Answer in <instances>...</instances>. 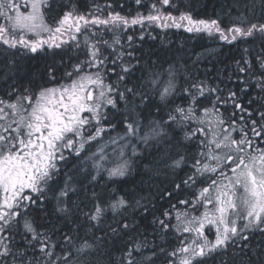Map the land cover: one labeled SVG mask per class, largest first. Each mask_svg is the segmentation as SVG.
Segmentation results:
<instances>
[{"label":"snow or ice","instance_id":"obj_1","mask_svg":"<svg viewBox=\"0 0 264 264\" xmlns=\"http://www.w3.org/2000/svg\"><path fill=\"white\" fill-rule=\"evenodd\" d=\"M136 3L141 4V0ZM159 3L169 5L170 0ZM47 7L48 0H24L21 11L17 0H0V17H3L0 45L6 46L5 50L30 54L47 49L55 56L57 50L72 49L79 55V38L83 35L86 59L73 64L72 70L61 76L56 74L55 63L47 65L43 75L39 72L34 75V80H43L36 90L24 88L22 94L16 95L18 90L13 88L8 100L0 99V264H100L97 257L107 255V249L101 252L107 233L99 237L86 233L81 237L79 226L73 223L69 231L54 240L58 228H38L35 220L26 214L34 208L45 212V204L55 199L54 213L65 223L79 214L90 224L99 225L111 211L117 227L109 225V232L126 233L137 222L129 223L130 217L123 213L134 206L143 207L147 213V205L141 203L145 197L135 198L133 190L105 203L97 192L89 194L87 187L101 172H107L109 180L126 176L133 163L130 157L126 158L128 149L131 157L141 158L143 154L149 158L146 174L158 177L181 169L188 157L177 149L183 141L197 136L199 151L192 164L193 175L182 183L195 187L198 176H207L206 186L191 201L179 202L188 210L176 211L175 224L170 219L157 222L154 218L164 236L172 230L192 235V239L180 240V246L167 253L168 264H204L206 260L215 261L217 256L227 257L229 249L231 262L223 259L220 264H264V239L254 246L251 243L252 235L257 232L264 237V49L254 61L244 59L243 66L238 68L241 74L251 73L248 79L241 77L245 85L241 91L247 94L254 84L259 95L244 104L237 102L235 91L228 93V100L240 113L239 126L235 111L225 117L216 107L221 103L218 95L212 107H197L198 97L217 94L222 91L219 87H212L206 81L187 83L182 89L187 103L173 107L170 98L177 94L179 86L174 65L159 72L140 66V75L136 76L139 59L136 64L125 63V54L121 52L117 54L120 74L111 83L106 82V73L115 72V68H106L110 57L104 55L109 48L116 50L121 44L117 34L130 25L147 22L161 28L183 27L189 33L218 34L221 40L232 43L256 34L264 38V23H249L245 12H240L237 22L224 29L217 19L195 20L188 12L176 17L161 12L153 3L147 16L137 14L129 19L110 11L107 17L89 18L66 11L55 24H49L44 11ZM254 8L255 5L247 11ZM261 14L264 15V0H261ZM106 33L113 34L111 40L103 38ZM132 40L129 36L128 41ZM127 55L132 58L131 53ZM152 63L154 66L156 62ZM9 65L14 66L12 61ZM12 95H16L15 100L11 99ZM120 103L124 104L122 111L118 109ZM108 107L117 109L116 115L121 117L118 124L111 123L115 117H109L105 111ZM161 107L168 108L167 120L152 119L145 124V110L152 115L153 108L158 113ZM118 125H123V135L109 137L101 144L104 136ZM93 144L95 151H91ZM109 146L113 150L111 155H118L120 163L106 168ZM73 160L76 163L64 171ZM175 187L179 190L181 185ZM74 195L75 201L71 200ZM172 195L162 192L161 198ZM200 206L204 209L200 215L190 214ZM162 215L171 217V212L166 210ZM22 216L25 219L21 223ZM121 220L124 222L120 223ZM206 227L214 229V239L208 238ZM17 235L21 236L22 246L15 243ZM164 253V249L158 253L147 240L137 239L126 245L117 264H154L157 256Z\"/></svg>","mask_w":264,"mask_h":264},{"label":"trees","instance_id":"obj_2","mask_svg":"<svg viewBox=\"0 0 264 264\" xmlns=\"http://www.w3.org/2000/svg\"><path fill=\"white\" fill-rule=\"evenodd\" d=\"M17 2L20 3L21 10H23V0H17ZM153 3H156L161 12L165 14L171 13L176 17L181 12H188L195 20L217 19L220 27L224 29L237 22L236 18L240 12H245L249 23H264V15L261 14V0H170L169 5H162L159 3V0H141V4L139 5L136 3V0H48L49 7L45 8L44 11L49 24H55L66 11L84 14L89 18L91 15L105 17L111 11L119 12L120 15L131 19L137 16V14L145 16L150 14ZM253 5H255L254 10L252 12L247 11ZM2 19L3 17H0V23L3 22ZM112 35L111 33H106L103 35V38L111 40ZM117 35L121 39V44L117 46L115 51L109 48L104 52L105 56L110 57L106 68H115V72L108 71L106 73V82L115 83L117 81V77L120 74V60L117 59V54L121 52L125 54L123 58L125 63L136 64L137 58L139 59V65L135 72L136 76L140 75V66H149L154 71L159 72L168 69L170 65H174L177 70V82L179 86L176 90L177 94L170 98L172 100L171 106L174 107L187 103L182 92L183 87L187 86V83L206 81L208 85L219 87L222 91L217 94L205 93L203 97H198L199 104L197 107H212L218 95L221 103H217L216 107L225 117H230L235 111L238 126L241 123L239 120L240 113L233 108L232 102L228 100L229 91H235L238 97L237 102L244 104H247L252 97L259 95L258 90L254 88V84L253 90L247 92V94L241 91L245 87L241 83V77L244 76L245 79H248L251 73L241 74L238 68L243 66L244 59L254 61L255 57L264 49V38L260 34H256L250 38L240 37L232 43H227L221 40L218 34L209 35L207 32L189 33L183 27L161 28L156 24L150 25L145 22L144 24L130 25ZM129 36L133 37L131 42L128 41ZM84 39L83 35L79 38L81 45L79 55L72 49H69L67 52L57 50L55 56H52L51 50L47 49L37 54H30L23 50L19 52L14 49L5 50L6 46L0 45V99L8 100L9 93L12 92L13 88L18 90L16 95L22 94L24 88L36 90L37 85L43 83V80H34V75L37 72L43 75L46 72L47 65L56 64L57 76L63 75L66 71H71L73 64L86 59L84 55V51L86 50L84 48ZM128 53L132 54L131 59L128 57ZM69 56L72 57L71 60H69ZM113 60H116L115 64H113ZM9 61H12L14 66H10ZM154 61L156 63L153 66L152 62ZM237 61L241 62L240 65L237 64ZM186 77H188L187 81ZM133 79H135V76ZM249 82L251 83V81ZM16 95H12L11 99L15 100ZM225 100H228V102L223 103ZM252 108H257V104L254 103ZM118 109L122 111L124 104H118ZM105 111L110 118L115 117L111 119V123L118 124L121 117L116 115L117 109L108 107ZM167 112L168 108L166 107H161L158 113L153 108L152 115H148L147 110H145L144 123L147 124L148 120L152 119L167 120ZM253 118L258 119V117ZM122 133L123 125H118L115 130H110L103 139L106 140L109 137H115ZM237 138L239 137L237 136ZM199 140L200 137L197 136L191 141H183L177 150L182 155L188 157L185 166L181 169L162 173L158 177L152 173L146 174L145 165L149 163V158L143 154L141 158L131 157L128 154L126 158L130 157L133 163L128 174L124 177L109 180L107 172H101L97 175L93 171L92 174L97 175V180L87 187V192L89 194L93 191L97 192L103 202L107 203L115 196H122L126 192L133 190L136 192L135 198H139L140 196L145 197L141 203L147 205L149 209L147 213H145L143 207L136 209L135 206L129 208L127 213H123L130 217L129 223L133 221L137 222L136 226L126 233L114 235L109 232V225L112 228L117 227L111 211L106 214L99 225H96L95 222L90 224L79 214L71 222L65 223L64 219L58 218L54 213L55 199H49L45 204V212H40L34 208L26 215L35 220L38 228L51 229L53 226L58 228L59 231L53 236L54 240L69 231L73 223L79 226L78 235L81 237L85 236L86 233L89 236L94 233L97 237L107 233L104 248L101 249V252L107 249V255L97 257L100 264H117L122 250H125L126 245L134 243L137 239L147 240L149 245L155 247L158 253L160 249H164L165 253L158 255L154 260V264H168L167 253L179 247V241L185 238L183 234H178L174 230L164 236L158 227V223H154V218L157 222L159 219H170L171 223L175 224L176 211L183 212L188 210L185 205L179 202L181 200L191 201L197 195L199 189L206 186L207 176L203 178L198 176L195 187L182 183L187 177L193 175L192 164L194 163L196 153L199 151ZM85 155H88V153H85ZM114 161L115 158L109 159L105 167H114L115 165L111 166ZM74 163H76L75 160L69 163L64 171L70 169ZM177 184L181 185L179 190L175 187ZM162 192H172L173 195L171 198L165 196L162 199ZM49 196H51V193H49ZM81 197H83V193H81ZM71 200H77V196H72ZM172 205L176 207L172 208ZM81 207L84 206L81 205ZM166 210L171 212V217L166 218L162 215ZM84 211H88V208L84 207ZM133 212H135V215H133ZM24 219L25 217H20L21 223ZM123 222V220L120 221V223ZM76 234L73 230V235ZM262 239L264 237L257 232L252 235L251 243L254 246ZM15 243L20 246L23 245L20 235L15 237ZM57 252H59V249H57ZM231 257L232 250L229 249L227 257L217 256L215 261L206 260L204 264H220V261L223 259H228L231 262Z\"/></svg>","mask_w":264,"mask_h":264},{"label":"rangeland","instance_id":"obj_3","mask_svg":"<svg viewBox=\"0 0 264 264\" xmlns=\"http://www.w3.org/2000/svg\"><path fill=\"white\" fill-rule=\"evenodd\" d=\"M23 3H24V0H23ZM24 10V9H23ZM23 10H21V11H23ZM105 17H107V16H105ZM3 20V19H2ZM120 135H123V133L122 134H120ZM116 137V136H115ZM114 138V137H113ZM108 139H106V140H102V141H100V143L101 144H103V143H105L106 141H107ZM96 150V145L95 144H93V146H92V148H91V151H95ZM112 147L111 146H109L108 147V149H107V152L110 154L109 155V159H111V158H115V161L113 162V164L111 165V166H114V165H116L117 163H120V161H118L119 159H118V155H111L112 154ZM128 154H129V156L131 155V149H128ZM204 211V209H203V207H200L199 208V210H197L195 213H190V214H194V215H200V213L201 212H203ZM175 222H176V220H175ZM184 235V238L185 239H192V235L191 234H186V233H184L183 234ZM206 235L208 236V238L210 239V240H212V239H214V237H215V231H214V229H208L207 227H206Z\"/></svg>","mask_w":264,"mask_h":264}]
</instances>
